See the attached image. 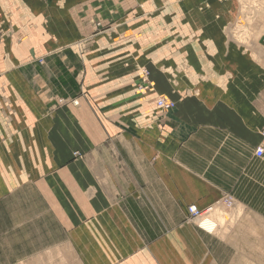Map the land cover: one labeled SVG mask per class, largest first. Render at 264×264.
<instances>
[{
  "label": "crops",
  "instance_id": "1",
  "mask_svg": "<svg viewBox=\"0 0 264 264\" xmlns=\"http://www.w3.org/2000/svg\"><path fill=\"white\" fill-rule=\"evenodd\" d=\"M26 14L50 32L27 56L7 29ZM238 15L232 0H0V264H264V56L229 37ZM90 17L112 29L78 42ZM224 193L235 223L188 217Z\"/></svg>",
  "mask_w": 264,
  "mask_h": 264
},
{
  "label": "rangeland",
  "instance_id": "2",
  "mask_svg": "<svg viewBox=\"0 0 264 264\" xmlns=\"http://www.w3.org/2000/svg\"><path fill=\"white\" fill-rule=\"evenodd\" d=\"M39 1L43 5L49 4V0H39ZM217 1L220 3H225L230 0H226V1L217 0ZM232 1L235 7L239 9V15L236 18V20H234L233 22L231 33L228 34L229 37H231L232 40L236 42L244 43V55L250 54V56L257 58L259 52V55L264 56V0H232ZM73 3H77V2L73 1ZM33 4L34 2L27 1L25 5L26 9H28V7H32ZM96 19L98 18L90 17L89 21H90V25L92 26V30L88 34L81 35V37L78 38L77 40L78 42L82 40L87 42L92 41L94 40L97 34L103 31V29L104 30L112 29L113 22L104 24L102 20L100 19L96 20ZM35 21L36 22H34L33 16H31V14L29 16L26 14L23 17H9L7 23L8 40L10 42L25 41V49L24 50L16 49L15 51L17 53L20 54L21 52H25L26 54L25 56H27L28 53L29 55H32L33 41L39 40L43 42L44 40L49 39L50 32H49V27L46 25V23H44L45 18L41 16L39 19L37 18ZM58 39H59V33H58ZM259 47L260 49H258ZM12 50L14 49L12 48L9 50L10 53L12 52ZM152 86L153 83L150 81L149 71L146 69L142 70V77L137 85L138 91L140 93L142 92L143 94H145L146 92L151 91ZM158 98H165L167 101L173 103V107L168 109L158 107L156 105V99ZM72 103L76 105L77 101L72 100ZM154 103L158 108L162 110H171L175 107V103L164 96L156 97ZM263 131L264 128L260 130V135L262 138L261 144H263L264 141ZM257 147H255V149L253 150V154L257 158H262L264 156V153L261 156H257L255 154V150ZM75 155H78V153L75 152ZM224 196H229L230 198ZM221 202L223 204H220ZM217 203H219V205L221 206H218ZM190 205H194V204H190ZM190 205L186 207V213L189 218L196 220L195 217L188 210V207ZM234 206H235V200L233 196L230 195L229 193H224L213 205L209 206L204 210L199 209L201 212H204L207 209L211 208V210L207 214L208 215L212 214L210 217H208L207 220L206 219L207 214L205 213L204 218L199 219V221H203L207 225V227L211 229V231L206 230L207 232H215L221 229L222 227H224L226 223L233 224L236 222L235 217L232 216L230 213H228V211L232 209ZM239 213L240 212H238V214ZM197 225L199 226V224ZM199 227L204 229L201 226Z\"/></svg>",
  "mask_w": 264,
  "mask_h": 264
},
{
  "label": "bare ground",
  "instance_id": "3",
  "mask_svg": "<svg viewBox=\"0 0 264 264\" xmlns=\"http://www.w3.org/2000/svg\"><path fill=\"white\" fill-rule=\"evenodd\" d=\"M223 1H226V0H223ZM158 99H164L166 102H169V101H167L165 98H158ZM158 99H156V105H157V100ZM158 106V105H157ZM158 107H160V106H158ZM160 108H163V107H160ZM164 109H168V108H164ZM229 203V202H228ZM220 204H223L222 202L220 203ZM217 205L218 206H221V205H219V203H217ZM191 209V210H190ZM188 210H189V212L195 217V219L196 220H199V219H201V218H204V214L206 213H208L210 210H211V208H209V209H207L206 211H204V212H201L199 209H197L196 208V206L195 205H190L189 207H188ZM197 210H198V212H199V214L197 213ZM197 213V214H196ZM208 215V214H207ZM206 215V216H207ZM212 215V214H211ZM211 215H208L209 217L211 216ZM205 216V217H206ZM199 226H200V224H199Z\"/></svg>",
  "mask_w": 264,
  "mask_h": 264
},
{
  "label": "built area",
  "instance_id": "4",
  "mask_svg": "<svg viewBox=\"0 0 264 264\" xmlns=\"http://www.w3.org/2000/svg\"><path fill=\"white\" fill-rule=\"evenodd\" d=\"M157 105L163 108H171L173 107V103L171 102H166L164 99H158L157 100ZM263 136H264V131H263ZM264 153V141L263 144H261L259 147L256 148L255 154L257 156H261ZM224 197H229V196H224ZM230 198V197H229ZM191 210V209H190ZM197 213L199 214L198 210ZM196 213V214H197Z\"/></svg>",
  "mask_w": 264,
  "mask_h": 264
}]
</instances>
